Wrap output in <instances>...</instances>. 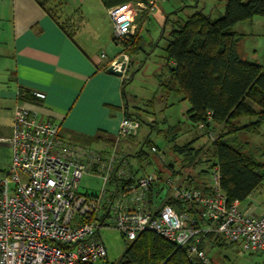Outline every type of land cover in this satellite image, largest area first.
<instances>
[{
  "label": "built area",
  "instance_id": "2783aa9c",
  "mask_svg": "<svg viewBox=\"0 0 264 264\" xmlns=\"http://www.w3.org/2000/svg\"><path fill=\"white\" fill-rule=\"evenodd\" d=\"M165 1L147 0L109 9L114 40L128 44L134 35L135 14L153 12L155 5ZM128 60V55L121 53L109 67L124 78ZM30 95L37 101L45 98L38 92ZM16 96L20 103L13 115L11 135L1 140L11 149V161L0 178V264L102 263L107 251L100 231L107 229L118 232L128 243L142 233H153L185 249L189 260L203 264L209 260L199 246L211 232L245 254H264V213L247 217L237 201L228 203L219 187L217 167L211 170L207 193L184 188L177 179L163 182L164 198L181 207L176 210L163 204L164 198H151L157 176L131 175L121 167L122 156L114 150L100 154L63 142L57 122L39 121L37 113L22 101L24 94L18 91ZM138 130L137 122L123 118L116 142L135 136ZM208 137L213 140L211 133ZM150 152L157 151L152 147ZM85 175L101 180L98 193L79 192Z\"/></svg>",
  "mask_w": 264,
  "mask_h": 264
},
{
  "label": "crops",
  "instance_id": "0c3cea01",
  "mask_svg": "<svg viewBox=\"0 0 264 264\" xmlns=\"http://www.w3.org/2000/svg\"><path fill=\"white\" fill-rule=\"evenodd\" d=\"M49 1L50 6H58L57 22L33 0H0V8L3 7L0 16L7 25L5 45L8 47L7 53L0 55V63L4 65L0 71V178L11 161V156L6 155L7 151L11 154V149L1 140L11 135L13 115L20 103L16 95L19 89H23L45 96L43 101L33 100L25 105L37 113L39 121L57 122L63 142L90 148L100 154L114 150L122 156L121 167L135 177L154 171L157 177L169 179L177 171L168 170L164 178L156 163L151 161L152 171L141 173L140 168H135L140 163L136 154L130 159L116 150L120 142L132 138L116 142L119 124L129 106L122 86L124 78L107 71L111 61L121 53L126 54L124 49L128 48L114 40L108 16V10L120 3L111 0L107 6L101 0ZM146 1L127 0L123 4H145ZM182 1L166 0L155 5L153 12L139 11L136 14H140L144 21L153 18L157 25L163 23L164 34L166 29L171 30V24L177 18L188 17L197 11V6L190 12L180 8ZM136 14L133 32L137 34ZM167 19L170 23L166 25ZM101 54L105 55L104 58L100 57ZM257 61L254 62L260 63ZM260 129L258 133L244 134L257 135L262 132ZM247 149L255 156V149L250 144ZM257 150L261 161L255 158L264 164V143ZM207 176V173L200 174L194 180L201 193L207 192ZM182 177L174 179L180 182ZM238 208L247 217L264 213V180L244 201L238 202ZM206 246L218 248L208 241Z\"/></svg>",
  "mask_w": 264,
  "mask_h": 264
},
{
  "label": "trees",
  "instance_id": "16d2710c",
  "mask_svg": "<svg viewBox=\"0 0 264 264\" xmlns=\"http://www.w3.org/2000/svg\"><path fill=\"white\" fill-rule=\"evenodd\" d=\"M33 1L57 22L58 6H50L49 0ZM101 1L108 6L111 0ZM117 1L123 4L127 0ZM255 16L264 17V0H226L220 18L212 19L201 11L177 18L171 24L164 48L168 77L160 82V87L166 93L180 95L181 100L187 102L189 109L186 117L192 126L199 128L202 125L206 134L214 131V128L218 129V136L210 143L211 155L203 153L202 148L192 147L193 141L182 147H174L173 151L186 156L190 166L203 153L208 165L205 173L210 174L213 167L218 168L219 187L228 203L244 201L264 180V164L247 149V143L239 140L241 134L258 133L264 125V60L262 64L244 60L238 51L239 37L233 31L235 25ZM168 23L167 19L166 25ZM128 45L132 49H139L136 33L124 47ZM126 81H122L123 87ZM18 91L24 94L23 102L34 100L29 91ZM124 119L137 122L140 128V116L132 113L128 107ZM149 145V138H145L142 147ZM135 156L139 159L145 156L142 148ZM167 167L173 171L172 164ZM177 176H182V173L174 172L170 179ZM164 181L158 176L159 184L152 186L151 198L161 199ZM179 183L184 188L198 190L189 176L180 179ZM208 188L209 185L207 192ZM163 204L176 210L181 208L168 198H164ZM221 240L218 234L211 232L202 240L199 250L204 252L207 241L219 247ZM111 264L203 263L189 260L185 249L176 248L159 236L145 232L128 243L118 262Z\"/></svg>",
  "mask_w": 264,
  "mask_h": 264
},
{
  "label": "rangeland",
  "instance_id": "374dc122",
  "mask_svg": "<svg viewBox=\"0 0 264 264\" xmlns=\"http://www.w3.org/2000/svg\"><path fill=\"white\" fill-rule=\"evenodd\" d=\"M225 1L183 0L179 6L180 8L185 7L188 12L193 11V7L197 6V11L209 15L212 19H217L223 15ZM2 11L3 7L0 8V15H2ZM135 24L139 49H132L129 45L126 46L128 48L124 47L129 60L127 73L124 77V80L127 81L123 90L128 108H134L132 113H137L140 116L141 124L137 136L120 142L116 150L131 159L130 156L142 148L145 156H141L139 167L135 166V168H140L141 173L152 171L153 168L149 162L153 161L159 167L158 171L166 178L165 174L169 172L167 166L172 164L175 171L182 173V180L189 176L194 184V180H197L200 174L204 175V170L208 169L207 158L203 156V153L211 155L210 143L212 140L209 139L205 131L192 126L187 120L185 116L186 110L189 109L187 102L182 101L175 93L164 92L160 87V82L168 77L164 48L169 30L166 29L163 34V23L157 25L153 18L144 21L140 14H136ZM233 31L239 37L240 56L244 60L250 62L258 60L257 62L262 64L264 60V17L255 16L249 21L239 23L233 27ZM6 36L7 25L3 22V17L0 16V55L8 51V47L5 45ZM3 66L0 63V71ZM169 131H171L170 134ZM217 131L218 129L214 128V131L209 132L213 139L218 136ZM260 131L262 132L257 135L243 134V136H239V140L242 143L250 144L255 149V156L261 161L257 147L264 143V125ZM145 138H149L150 145L142 147ZM191 141H193L192 147L202 148L203 152L193 166L187 164L186 156L173 151L174 147H182ZM152 147L156 149V153L150 152ZM2 154L5 155V152ZM6 155L11 156L8 151ZM148 174H154V171ZM207 175L210 183L211 175L209 173ZM101 184V180L97 177L85 175L79 183V192L81 194H96L100 191ZM164 195L165 190L162 192L161 198H164ZM100 238L106 248L107 258L104 262L97 264L118 262L128 242L124 241L119 233L112 229L100 231ZM206 247L204 252L210 261L209 264H264L263 255L245 254L237 245L229 244L224 240L220 241L218 248Z\"/></svg>",
  "mask_w": 264,
  "mask_h": 264
},
{
  "label": "water",
  "instance_id": "95a60500",
  "mask_svg": "<svg viewBox=\"0 0 264 264\" xmlns=\"http://www.w3.org/2000/svg\"><path fill=\"white\" fill-rule=\"evenodd\" d=\"M107 71H108V73H111V74L116 75L118 77L121 76V73L118 71H115L112 67H109Z\"/></svg>",
  "mask_w": 264,
  "mask_h": 264
}]
</instances>
